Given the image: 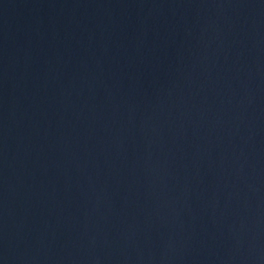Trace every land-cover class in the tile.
<instances>
[{
  "label": "water",
  "instance_id": "1",
  "mask_svg": "<svg viewBox=\"0 0 264 264\" xmlns=\"http://www.w3.org/2000/svg\"><path fill=\"white\" fill-rule=\"evenodd\" d=\"M0 264H264V0H0Z\"/></svg>",
  "mask_w": 264,
  "mask_h": 264
}]
</instances>
